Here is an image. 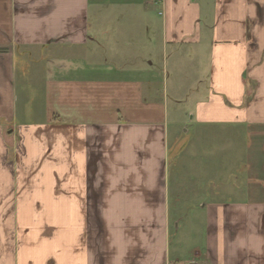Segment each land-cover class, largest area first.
Here are the masks:
<instances>
[{
  "label": "crops",
  "instance_id": "0c3cea01",
  "mask_svg": "<svg viewBox=\"0 0 264 264\" xmlns=\"http://www.w3.org/2000/svg\"><path fill=\"white\" fill-rule=\"evenodd\" d=\"M0 264H264V0H0Z\"/></svg>",
  "mask_w": 264,
  "mask_h": 264
},
{
  "label": "rangeland",
  "instance_id": "374dc122",
  "mask_svg": "<svg viewBox=\"0 0 264 264\" xmlns=\"http://www.w3.org/2000/svg\"><path fill=\"white\" fill-rule=\"evenodd\" d=\"M174 104L175 103H171V107H172V109H171V112L173 113V112H176L177 111V109H175V107H173L174 106ZM170 107V108H171ZM195 125V122L193 121V120H191L189 117H186V118H184L183 120H179V123L178 124H176V125H173L172 126V130L173 131H176V130H179L180 132H182V134H183V130L184 129H186V130H192L193 129V126ZM215 136V137H214ZM212 135L211 136V138H209L208 140L210 141V142H213V145L214 144H218V143H221V142H224V135H218V134H215V135ZM172 152H173V154L176 152V150H172L171 151V154H172ZM224 155L225 154V157H221V155ZM217 155H219V159L220 160H222V162H223V160L226 158V153H225V151L224 152H219V153H217ZM216 155V156H217ZM200 160L204 163H206V162H208V160L206 159V155L205 154H202V156L200 155ZM214 161V160H213ZM221 162V161H220ZM209 164L211 165L212 164V161L211 160H209ZM209 165V166H210ZM210 173H212V174H215V175H218V176H222V175H225V172H223V169L221 168V167H218V168H212L211 170H210Z\"/></svg>",
  "mask_w": 264,
  "mask_h": 264
}]
</instances>
